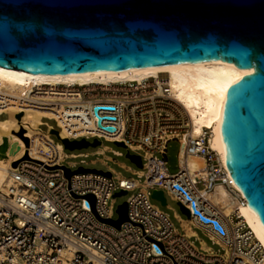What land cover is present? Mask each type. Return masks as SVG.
<instances>
[{
    "label": "built area",
    "instance_id": "2783aa9c",
    "mask_svg": "<svg viewBox=\"0 0 264 264\" xmlns=\"http://www.w3.org/2000/svg\"><path fill=\"white\" fill-rule=\"evenodd\" d=\"M41 88V93L35 87L21 98L0 93L1 110L40 105L56 112L53 120L60 136L56 141L51 137L55 129L38 130L29 139L24 155L29 158L11 171L7 191H0V264H263L264 250L241 218L223 214L207 199L220 184L237 193L211 148V129L194 137L192 119L165 77ZM104 138L123 143L129 154L142 158V170L134 172L137 178L110 169L111 177L88 172L69 181L60 167L74 171L76 164L65 166L68 156L62 140ZM172 141L180 143L176 174L169 172L166 160ZM194 155L206 162L196 176L189 168ZM155 190L167 192L187 208L193 224L219 249H200L180 232L154 202ZM121 191L131 193L130 220L117 229L104 220L119 219L116 195ZM237 196L246 203L244 195Z\"/></svg>",
    "mask_w": 264,
    "mask_h": 264
},
{
    "label": "water",
    "instance_id": "95a60500",
    "mask_svg": "<svg viewBox=\"0 0 264 264\" xmlns=\"http://www.w3.org/2000/svg\"><path fill=\"white\" fill-rule=\"evenodd\" d=\"M210 61L254 70L229 87L220 136L244 197L264 225V0H0L3 68L79 75ZM52 134L60 138L58 131ZM23 138L29 146V138ZM62 142L69 150L102 144ZM127 157L143 168L140 156ZM60 168L69 181L88 172L112 176ZM153 199L168 206L162 190H155ZM118 215V220L104 221L121 229L130 220L127 202Z\"/></svg>",
    "mask_w": 264,
    "mask_h": 264
},
{
    "label": "bare ground",
    "instance_id": "6f19581e",
    "mask_svg": "<svg viewBox=\"0 0 264 264\" xmlns=\"http://www.w3.org/2000/svg\"><path fill=\"white\" fill-rule=\"evenodd\" d=\"M253 72V69H241L224 61L79 75L31 74L0 67V93L21 98L35 91V87H39V93H41L44 90L41 87L45 85L88 86L120 82L143 83L154 78L161 81L162 77H165V82L170 86L173 96L187 109L192 119L194 137L201 135L204 128L211 129V148L218 153L221 164L229 174L234 191L237 195H244L228 162L220 129L229 87L239 78ZM4 112L12 115L11 118L0 119V191L6 192L7 186L11 184V171L16 169L14 163L25 158L27 144L23 137L34 139L40 130V125H43L41 118L54 119L57 113L40 105L26 110H19L16 106L0 109V115ZM18 113L23 115L21 119L15 117ZM23 131L25 134L21 136ZM62 137H64L63 134ZM205 167L204 158L195 155L190 157L189 168L193 176H196L197 171L200 173L204 171ZM237 195L226 185L220 184L207 194V199L223 214L238 215L241 218V224L248 227L255 241L264 250V225L253 206L247 201L246 203L239 201ZM229 197L235 200L231 201Z\"/></svg>",
    "mask_w": 264,
    "mask_h": 264
},
{
    "label": "rangeland",
    "instance_id": "374dc122",
    "mask_svg": "<svg viewBox=\"0 0 264 264\" xmlns=\"http://www.w3.org/2000/svg\"><path fill=\"white\" fill-rule=\"evenodd\" d=\"M16 116L17 114L15 115V117ZM11 117V114H5L1 116L0 119H6ZM41 119L43 122V125L39 127L41 130L46 131L48 133H50L51 128L58 130V125L55 120H48L47 118ZM51 137L58 141L56 136L52 135ZM100 141L102 142V146L98 147H89L76 150L65 149L64 153L68 156L65 161V166H69L70 163L76 164V167L73 168L74 171L80 167H84L87 169H95L103 172H109L111 169L115 173L120 174L122 177L137 178V175L134 174V172L141 171L142 169L139 168L127 157L128 150L125 147L119 146L115 142L107 140L105 138L100 139ZM90 142L93 143L94 139ZM179 152L180 143L178 141L170 142L168 146L166 160L168 162V170L172 174H176L180 170ZM85 155H88V157L85 158ZM82 160H85L86 164H82ZM130 195L131 193L125 196L118 197L116 201V209L123 203L127 202ZM165 196L167 198L168 206L163 207L161 203L155 199L154 202L158 204L160 208L170 216L175 227L180 232H184L187 228L186 222H184V220L188 221L189 217L183 213L181 206L179 205V201L174 200L172 196H170L167 192ZM229 199L231 201L235 200L231 197H229ZM116 217H118L117 213ZM196 230L198 232V239H195L196 244H199L200 239H203L215 251L219 249L217 245L213 244L212 241L207 236H205L201 229Z\"/></svg>",
    "mask_w": 264,
    "mask_h": 264
},
{
    "label": "crops",
    "instance_id": "0c3cea01",
    "mask_svg": "<svg viewBox=\"0 0 264 264\" xmlns=\"http://www.w3.org/2000/svg\"><path fill=\"white\" fill-rule=\"evenodd\" d=\"M187 209V208H186ZM181 218V217H180ZM184 222H186V225H187V228L185 229V233L195 242V239L197 238L198 239V232L196 229H200V228H197L193 222L190 220V217H189V220L186 221L184 220ZM202 230V229H201ZM202 232L205 234V236H207L211 241H212V237L206 233L204 230H202ZM200 243L199 244H196L195 242V245L200 248V249H203V250H206V251H209V250H214L211 246L208 245V243L206 241H204L203 239H200L199 241ZM213 243V242H212Z\"/></svg>",
    "mask_w": 264,
    "mask_h": 264
}]
</instances>
